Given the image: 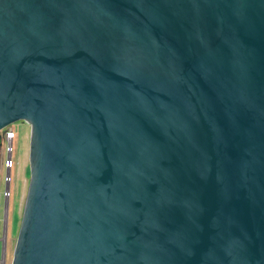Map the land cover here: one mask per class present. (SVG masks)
<instances>
[{
    "label": "water",
    "instance_id": "water-1",
    "mask_svg": "<svg viewBox=\"0 0 264 264\" xmlns=\"http://www.w3.org/2000/svg\"><path fill=\"white\" fill-rule=\"evenodd\" d=\"M14 121L9 264H264V0H0Z\"/></svg>",
    "mask_w": 264,
    "mask_h": 264
},
{
    "label": "rangeland",
    "instance_id": "rangeland-1",
    "mask_svg": "<svg viewBox=\"0 0 264 264\" xmlns=\"http://www.w3.org/2000/svg\"><path fill=\"white\" fill-rule=\"evenodd\" d=\"M14 133L11 140L12 165L7 169L9 155L5 153L7 147L5 139L2 138L0 146V235L2 233V222L5 224V264H9L11 251L18 229L20 214L28 181L27 151H28V124L14 121L5 127ZM8 174V181L4 176Z\"/></svg>",
    "mask_w": 264,
    "mask_h": 264
},
{
    "label": "built area",
    "instance_id": "built-area-1",
    "mask_svg": "<svg viewBox=\"0 0 264 264\" xmlns=\"http://www.w3.org/2000/svg\"><path fill=\"white\" fill-rule=\"evenodd\" d=\"M1 134H2V138L5 139V143L7 145V147L4 146V151L6 154L9 155L8 160H6L7 164L3 165L7 169L9 166L12 165L10 155H11V149H12L11 140L14 136V133L9 129L4 128ZM8 179H9V176L8 174H6L4 176L5 183L6 181H8ZM0 264H5V228L3 224H2V233L0 235Z\"/></svg>",
    "mask_w": 264,
    "mask_h": 264
},
{
    "label": "flooded vegetation",
    "instance_id": "flooded-vegetation-1",
    "mask_svg": "<svg viewBox=\"0 0 264 264\" xmlns=\"http://www.w3.org/2000/svg\"><path fill=\"white\" fill-rule=\"evenodd\" d=\"M1 142H2V134H0V146H1ZM2 224H3L4 228L6 229L5 224L3 222H2Z\"/></svg>",
    "mask_w": 264,
    "mask_h": 264
}]
</instances>
